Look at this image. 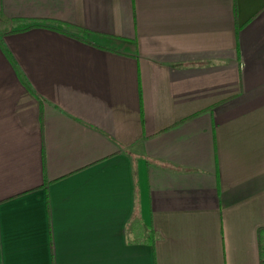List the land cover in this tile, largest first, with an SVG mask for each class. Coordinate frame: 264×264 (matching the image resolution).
Masks as SVG:
<instances>
[{
    "label": "crops",
    "instance_id": "0c3cea01",
    "mask_svg": "<svg viewBox=\"0 0 264 264\" xmlns=\"http://www.w3.org/2000/svg\"><path fill=\"white\" fill-rule=\"evenodd\" d=\"M262 228L264 0H0V264H260Z\"/></svg>",
    "mask_w": 264,
    "mask_h": 264
},
{
    "label": "trees",
    "instance_id": "16d2710c",
    "mask_svg": "<svg viewBox=\"0 0 264 264\" xmlns=\"http://www.w3.org/2000/svg\"><path fill=\"white\" fill-rule=\"evenodd\" d=\"M32 27H44V28H49V29H53L68 35L73 36V34H71L68 29L72 28V27H76V26H72L69 25L67 23L64 22H54V24H48L45 21H40V22H30L28 24H24L19 26L16 30H25V29H29ZM80 29L83 33L84 30L81 28ZM77 37V36H76ZM263 239H264V228L259 229L258 230V243H259V255H260V264H264V246H263ZM155 240V235H154V231L150 229L149 235L147 236V238H145V241L148 243L153 244Z\"/></svg>",
    "mask_w": 264,
    "mask_h": 264
},
{
    "label": "rangeland",
    "instance_id": "374dc122",
    "mask_svg": "<svg viewBox=\"0 0 264 264\" xmlns=\"http://www.w3.org/2000/svg\"><path fill=\"white\" fill-rule=\"evenodd\" d=\"M74 32H77L79 34V31L77 30H73ZM263 246H264V239H263Z\"/></svg>",
    "mask_w": 264,
    "mask_h": 264
}]
</instances>
